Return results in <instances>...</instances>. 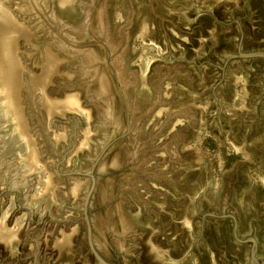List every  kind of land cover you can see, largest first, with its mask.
<instances>
[{"label": "rangeland", "instance_id": "374dc122", "mask_svg": "<svg viewBox=\"0 0 264 264\" xmlns=\"http://www.w3.org/2000/svg\"><path fill=\"white\" fill-rule=\"evenodd\" d=\"M0 31V264H231L204 0H0Z\"/></svg>", "mask_w": 264, "mask_h": 264}, {"label": "water", "instance_id": "95a60500", "mask_svg": "<svg viewBox=\"0 0 264 264\" xmlns=\"http://www.w3.org/2000/svg\"><path fill=\"white\" fill-rule=\"evenodd\" d=\"M204 9V121L233 178L231 264H264V0Z\"/></svg>", "mask_w": 264, "mask_h": 264}, {"label": "bare ground", "instance_id": "6f19581e", "mask_svg": "<svg viewBox=\"0 0 264 264\" xmlns=\"http://www.w3.org/2000/svg\"><path fill=\"white\" fill-rule=\"evenodd\" d=\"M0 34H3V35H5L4 33H3V31H0ZM3 44H0V47L2 46ZM91 49V48H90ZM77 50V49H76ZM82 50V49H81ZM77 51H79V50H77ZM82 52V51H81ZM0 53H1V49H0ZM94 56V55H93ZM81 57V56H80ZM93 59H95V58H93ZM55 92V91H54ZM209 142V141H208ZM212 145V144H211ZM213 146H211V148H212ZM102 168V167H101ZM97 199V198H96ZM97 201V200H96ZM93 205H95V204H93ZM100 224V223H99ZM106 228V227H105ZM99 229V228H98ZM110 229V228H109ZM106 230V229H105ZM108 230V229H107ZM106 233V232H105ZM100 234V233H99ZM108 237V236H107ZM102 239H104L103 237H102ZM110 240V239H109ZM112 241H114V238H113V240ZM112 241H111V243H112ZM115 241H116V239H115ZM114 241V242H115ZM117 247V246H116ZM112 248V247H111ZM112 250H114V248H112ZM117 253H119V252H117ZM121 255V254H120ZM61 257V256H60ZM65 264V263H64Z\"/></svg>", "mask_w": 264, "mask_h": 264}, {"label": "flooded vegetation", "instance_id": "af4514ba", "mask_svg": "<svg viewBox=\"0 0 264 264\" xmlns=\"http://www.w3.org/2000/svg\"><path fill=\"white\" fill-rule=\"evenodd\" d=\"M63 1H65V2H67V0H63ZM8 38V37H7ZM7 70V69H6ZM8 71V70H7ZM13 74V73H12ZM5 75H6V73H5ZM8 75V74H7ZM13 76H14V74H13ZM12 76V77H13ZM9 77H10V73H9ZM14 79H15V77H14ZM12 82H11V84H13L14 83V81H15V84H16V79L15 80H13V78H12V80H11ZM10 84V83H9Z\"/></svg>", "mask_w": 264, "mask_h": 264}]
</instances>
